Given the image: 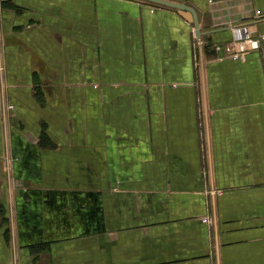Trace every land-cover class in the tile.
<instances>
[{
  "label": "crops",
  "instance_id": "1",
  "mask_svg": "<svg viewBox=\"0 0 264 264\" xmlns=\"http://www.w3.org/2000/svg\"><path fill=\"white\" fill-rule=\"evenodd\" d=\"M168 1L0 0V264H264V0Z\"/></svg>",
  "mask_w": 264,
  "mask_h": 264
},
{
  "label": "built area",
  "instance_id": "2",
  "mask_svg": "<svg viewBox=\"0 0 264 264\" xmlns=\"http://www.w3.org/2000/svg\"><path fill=\"white\" fill-rule=\"evenodd\" d=\"M158 8H162V5H154L152 11H155ZM258 16L261 15V11H257ZM264 40V35L259 37H245L243 39L232 42L228 45V50L230 51V56L233 59H245L246 54L250 51L258 50L261 47V43ZM215 50H219L221 48L220 44H214L213 46ZM12 108V106H10ZM205 222H211L210 218H204Z\"/></svg>",
  "mask_w": 264,
  "mask_h": 264
},
{
  "label": "water",
  "instance_id": "3",
  "mask_svg": "<svg viewBox=\"0 0 264 264\" xmlns=\"http://www.w3.org/2000/svg\"><path fill=\"white\" fill-rule=\"evenodd\" d=\"M145 1H149L158 5H162V6H167V7H174L177 9H181L184 11H190L194 16H195V10L192 6V4L190 2H180V3H176V2H172V1H168V0H145ZM197 15V14H196ZM198 18H200V13L198 12ZM194 24L195 27L198 28V19L195 18L194 20ZM199 34V32H197Z\"/></svg>",
  "mask_w": 264,
  "mask_h": 264
},
{
  "label": "trees",
  "instance_id": "4",
  "mask_svg": "<svg viewBox=\"0 0 264 264\" xmlns=\"http://www.w3.org/2000/svg\"><path fill=\"white\" fill-rule=\"evenodd\" d=\"M155 5H157V4H155Z\"/></svg>",
  "mask_w": 264,
  "mask_h": 264
}]
</instances>
